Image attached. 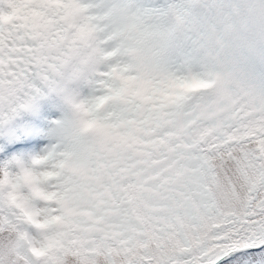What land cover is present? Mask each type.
I'll return each mask as SVG.
<instances>
[{"label":"snow or ice","instance_id":"snow-or-ice-1","mask_svg":"<svg viewBox=\"0 0 264 264\" xmlns=\"http://www.w3.org/2000/svg\"><path fill=\"white\" fill-rule=\"evenodd\" d=\"M96 7L0 0V133L24 124L40 135L42 102L83 66H102L79 106L88 146L52 145L22 174L4 170L0 264H264V67L145 76L109 64L110 24L167 11L123 0L102 17ZM16 138L0 141L5 155L30 147H10Z\"/></svg>","mask_w":264,"mask_h":264},{"label":"clouds","instance_id":"clouds-1","mask_svg":"<svg viewBox=\"0 0 264 264\" xmlns=\"http://www.w3.org/2000/svg\"><path fill=\"white\" fill-rule=\"evenodd\" d=\"M100 16L118 9L123 0H92ZM141 7H165L167 17L146 18L135 28L110 24L101 34L105 48L115 55L109 64H133L141 75H163L165 70L208 68L224 74L244 73L264 67V0H138ZM99 24H109L101 19ZM101 65L83 66L69 77L63 91L50 100L59 123L51 128L58 151L83 149L89 137L80 132V105L91 95ZM34 158V157H33ZM32 159V158H31ZM0 162V193L8 190L4 170L23 173L26 163L13 157ZM9 244L0 247L8 257Z\"/></svg>","mask_w":264,"mask_h":264},{"label":"rangeland","instance_id":"rangeland-1","mask_svg":"<svg viewBox=\"0 0 264 264\" xmlns=\"http://www.w3.org/2000/svg\"><path fill=\"white\" fill-rule=\"evenodd\" d=\"M52 114H48V113ZM32 118L25 116L24 121H30ZM58 119L56 110L52 107L50 101L42 102L41 104V117L40 121L44 125V129L40 135H29L24 131L25 125L21 124L14 130H7L0 133V141L4 140L7 137H10L15 133L16 139L13 141L9 140V146L15 148V145H30L28 148H20L19 150H14L7 155H5V149L0 145V157L4 160H12L13 157L20 159L22 162L28 164L34 156L47 152L53 145V140L51 135L47 134V125L50 121ZM12 171L15 172V167L12 168Z\"/></svg>","mask_w":264,"mask_h":264},{"label":"trees","instance_id":"trees-1","mask_svg":"<svg viewBox=\"0 0 264 264\" xmlns=\"http://www.w3.org/2000/svg\"><path fill=\"white\" fill-rule=\"evenodd\" d=\"M5 161L3 158L0 157V162Z\"/></svg>","mask_w":264,"mask_h":264}]
</instances>
